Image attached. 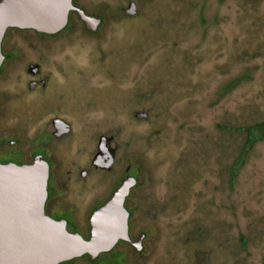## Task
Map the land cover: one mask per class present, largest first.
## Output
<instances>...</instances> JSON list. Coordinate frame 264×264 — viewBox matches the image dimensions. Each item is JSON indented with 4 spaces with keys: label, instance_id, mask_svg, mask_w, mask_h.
Returning a JSON list of instances; mask_svg holds the SVG:
<instances>
[{
    "label": "rangeland",
    "instance_id": "rangeland-1",
    "mask_svg": "<svg viewBox=\"0 0 264 264\" xmlns=\"http://www.w3.org/2000/svg\"><path fill=\"white\" fill-rule=\"evenodd\" d=\"M72 3L89 23L73 8L55 35L9 28L0 66L3 147L45 161L54 134L48 209L88 239L125 192L127 237L61 263L264 264V0Z\"/></svg>",
    "mask_w": 264,
    "mask_h": 264
},
{
    "label": "water",
    "instance_id": "water-1",
    "mask_svg": "<svg viewBox=\"0 0 264 264\" xmlns=\"http://www.w3.org/2000/svg\"><path fill=\"white\" fill-rule=\"evenodd\" d=\"M73 8L91 21L72 0H0V66L9 28L55 33L66 26ZM48 179L45 161L0 162V264H59L86 252L95 257L127 237L129 212L122 189L92 214L90 238L85 239L45 214Z\"/></svg>",
    "mask_w": 264,
    "mask_h": 264
},
{
    "label": "flooded vegetation",
    "instance_id": "flooded-vegetation-1",
    "mask_svg": "<svg viewBox=\"0 0 264 264\" xmlns=\"http://www.w3.org/2000/svg\"><path fill=\"white\" fill-rule=\"evenodd\" d=\"M68 24H69V21L66 25L67 27H68ZM66 26L64 28H66ZM19 30L30 31L32 29H19ZM34 32H36V31L34 30ZM36 33H38V32H36ZM43 34H47V33H43ZM47 35H55V34H47ZM6 40H7V35L5 36L3 43L6 42ZM2 53H3L4 58L6 60V59H10V55L13 54L14 52L12 51L11 53L8 54L7 51L4 50V47L2 46ZM57 124L58 123H56V125ZM53 138H54L53 133L43 134L38 139L36 148L34 149V152H33L35 159H38V158L44 159L45 161L48 162L51 169L53 167V162L50 159L49 152H48V149H47V146L45 145V143L52 140ZM45 139H46V142L44 143ZM1 143H0V162H2V163L13 162L16 164H26L27 160H25V155L22 151H20L19 149L15 148V147H3V145ZM82 173L85 175L87 174L86 171H83ZM51 174H52V170H51ZM47 190H48V196H47V200H46L45 207H44L45 214H47L48 216H50L51 218H53L55 220L64 221L67 225V228H69L70 230H73V232H80L81 230L75 222L73 212H71L70 210H66V211L65 210H58V211L56 210V211L51 212L48 209V206H49L48 199L49 200L53 199L54 195L57 193L56 192V181H54L53 175H51L49 177ZM141 237H143L142 234H141L140 238ZM126 241H129L130 243H132V241L129 237V239L119 240V242H118L119 244L117 243V245H115V247L118 245H121L122 243H128ZM109 254L110 253H108V255ZM114 255L116 256V259H117L116 262L109 261V262H107V264H116V263L118 264L119 262H123L124 264H126L125 263L126 259L121 260L122 254L120 251L114 253Z\"/></svg>",
    "mask_w": 264,
    "mask_h": 264
},
{
    "label": "trees",
    "instance_id": "trees-1",
    "mask_svg": "<svg viewBox=\"0 0 264 264\" xmlns=\"http://www.w3.org/2000/svg\"><path fill=\"white\" fill-rule=\"evenodd\" d=\"M250 139H251V137H250ZM109 255L110 256L107 257L108 254L102 253L96 259L91 260V261L93 262V264H107V262H109V261L116 262L117 259H116V256L114 255V253H110ZM121 260H123V259H121ZM118 264H124V263L123 262H119Z\"/></svg>",
    "mask_w": 264,
    "mask_h": 264
}]
</instances>
